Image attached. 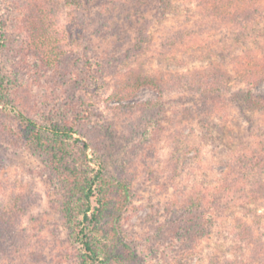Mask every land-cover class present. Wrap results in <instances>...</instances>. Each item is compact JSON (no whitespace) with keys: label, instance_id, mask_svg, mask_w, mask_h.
I'll list each match as a JSON object with an SVG mask.
<instances>
[{"label":"rangeland","instance_id":"374dc122","mask_svg":"<svg viewBox=\"0 0 264 264\" xmlns=\"http://www.w3.org/2000/svg\"><path fill=\"white\" fill-rule=\"evenodd\" d=\"M84 1L79 18L86 30L78 43L72 9L63 7V0H50L47 48L54 43L66 54L47 68L27 45L24 15L32 1L0 0V70L15 108L35 118L76 116L77 132L90 144L88 157L94 150L104 175L128 184L122 231L113 240L120 251L131 246L128 264H264V193L234 199L205 235L204 227L194 229L196 210L185 206L189 196L218 184L225 163L254 140L251 133L264 135V113L229 103L211 115L196 111L199 101L187 93L161 97L150 85L118 96L137 76L166 80L218 60L207 57L209 50L199 42L206 28L192 21L198 16L194 0H173L172 11L150 17L148 25L136 17L121 22L100 16L103 1ZM184 25L192 27L193 39L170 45ZM138 29L146 30L149 47L131 57L125 49ZM218 38L215 34L211 41ZM252 93L264 96V81ZM140 102L154 104L143 108ZM18 128L16 116L0 110V212L11 216L15 231L10 243L15 252H5L0 264H75L72 230L57 210L56 174L43 155L26 147ZM237 218L254 232L248 247L233 234Z\"/></svg>","mask_w":264,"mask_h":264},{"label":"trees","instance_id":"16d2710c","mask_svg":"<svg viewBox=\"0 0 264 264\" xmlns=\"http://www.w3.org/2000/svg\"><path fill=\"white\" fill-rule=\"evenodd\" d=\"M30 1L33 3L32 7L28 3L24 15L28 48L34 52L42 66L55 67L66 53L60 51V47L54 43L50 49L47 48L46 9L51 10L50 0ZM100 1H103L101 9L97 11L100 16H113L121 22L135 20L136 17L141 24L146 25L153 23L150 17L155 18L158 14L164 16L173 9V0ZM84 2L63 0V7L72 9L75 28L81 33L74 38V42L85 35L86 26L79 18L80 11L85 9ZM194 2L198 16L192 21L206 28L205 38H200L199 42L204 41L209 50L207 57H217L218 60L209 59L210 65L204 69L166 80L137 76L126 84L127 94L120 92L118 96L128 97L134 93L135 88L150 85L158 91L159 96L172 91L187 93L192 100L199 101L196 111L211 115L224 111L229 103L239 110L247 108L264 113V96L252 93V89L264 81V0ZM145 31L136 30L131 46L125 49L127 54L132 52L131 57L147 52L149 39L142 33ZM181 31L177 38L169 40L170 45L181 44L187 37L193 39L192 27L184 25ZM117 33L121 35L120 32ZM215 34L219 35L218 40L211 41V36ZM2 46L3 38H0V47ZM153 104L140 102L138 105L145 108ZM0 105H3L0 110L5 114L12 113L16 116L19 138L26 147L43 155L56 174L54 186L59 201L57 210L64 223L72 230L76 244L75 264H128L133 259L131 246L124 244L125 249L120 251L113 243L115 238H120V213L130 200L128 184L105 176L103 163L94 150L91 158L88 157L87 149L90 144L77 132V117L50 115L35 118L16 109L8 97L7 79L1 70ZM249 137L254 140L249 143L248 148L242 149L225 163L226 170L217 185L204 187L203 193L186 199L185 206L196 210L193 215L196 222L194 229H199L196 226L204 227V235L208 232V227L225 214L234 199L245 200L250 198V193H264V135L251 133ZM92 161L96 163V167L91 165ZM10 217L7 213L0 212V258L5 252H15L10 244L15 240ZM233 234L247 247L255 242L254 232L243 219H235ZM240 264H247V261Z\"/></svg>","mask_w":264,"mask_h":264}]
</instances>
